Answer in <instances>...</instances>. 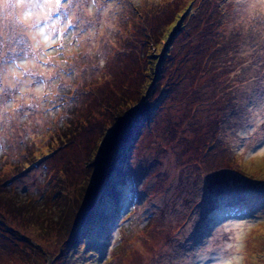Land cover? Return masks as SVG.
Here are the masks:
<instances>
[{"label":"rangeland","instance_id":"rangeland-1","mask_svg":"<svg viewBox=\"0 0 264 264\" xmlns=\"http://www.w3.org/2000/svg\"><path fill=\"white\" fill-rule=\"evenodd\" d=\"M38 2L0 16V50L31 48L14 70L56 75L0 131V264H180L198 247L217 264L239 240L242 264H264V220L244 223L264 157L230 150L264 78V0H61L67 19Z\"/></svg>","mask_w":264,"mask_h":264},{"label":"snow or ice","instance_id":"snow-or-ice-1","mask_svg":"<svg viewBox=\"0 0 264 264\" xmlns=\"http://www.w3.org/2000/svg\"><path fill=\"white\" fill-rule=\"evenodd\" d=\"M55 5L54 14L50 13V15L54 17L63 15L67 19L71 11L70 6L62 4L61 0H55ZM41 6L38 0H15L14 3L12 0H0V16L7 20L15 10L16 15L13 19L19 22L21 7L27 9L23 12L24 18L27 19L33 10H38ZM44 6L47 7V5ZM43 23H49V19L47 17L43 20L37 19L35 26L39 28ZM72 27H78V25H72ZM16 45L7 52L0 50V131L8 125L9 120L26 118L29 113L37 109L39 107L37 101L47 99V94H42L39 98L31 94L39 93L45 84L51 88L56 80V75L51 72L50 67L47 73L30 70L15 71L14 69L19 67L17 61L26 59L31 53L30 46L22 41L17 40ZM245 91L248 93V98L244 101L243 109L240 108L239 101L237 102V111L241 114L243 129L235 132L237 139L230 150L243 151L245 158L254 153H259L264 157V139L252 136L257 121L264 117V78L259 79L254 87H247ZM62 99L63 97L57 95L52 106L56 107V101ZM5 146L0 138V150H3ZM260 220H264V209H257L251 213V218L245 220L244 223L251 224ZM194 224L195 220L190 218L184 230L190 233ZM228 239L233 240V235L229 234ZM242 245L243 241L239 240L226 246H220L215 249L216 254L212 256V259L217 264H242V255L237 252V248ZM177 253L180 264H202V261L208 258L199 247L192 252L177 249Z\"/></svg>","mask_w":264,"mask_h":264},{"label":"trees","instance_id":"trees-1","mask_svg":"<svg viewBox=\"0 0 264 264\" xmlns=\"http://www.w3.org/2000/svg\"><path fill=\"white\" fill-rule=\"evenodd\" d=\"M128 137H129V134H128ZM102 159H103V161H105L106 159H107V154H106V152L102 155ZM103 175H104V173H103ZM102 180H103V178H102ZM101 180V181H102ZM107 180H108V178H106L104 181L105 182H107ZM104 181L102 182L103 184H104ZM85 187V188H84ZM83 188V192H87V191H89L90 192V196L91 197H95L96 195H97V189H98V187L96 188V187H90V185L89 184H86L85 186H84ZM247 195H249V197L250 198H258V195H256V193L254 192V191H252V190H249L247 193H246ZM263 197H264V195H262L259 199H263ZM246 200L248 201V198L246 197ZM96 203V202H95ZM78 224H80V222L77 220L76 221V223H75V225L73 226V228H72V231H74V229H77V227H78ZM108 241V240H107ZM108 245H109V241H108Z\"/></svg>","mask_w":264,"mask_h":264}]
</instances>
